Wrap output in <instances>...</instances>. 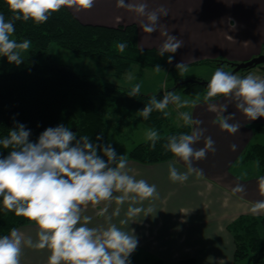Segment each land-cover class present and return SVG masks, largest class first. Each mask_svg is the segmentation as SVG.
Here are the masks:
<instances>
[{
	"label": "clouds",
	"instance_id": "obj_1",
	"mask_svg": "<svg viewBox=\"0 0 264 264\" xmlns=\"http://www.w3.org/2000/svg\"><path fill=\"white\" fill-rule=\"evenodd\" d=\"M12 19L6 21L0 14V56L6 57L9 63L19 65L23 62L21 52L30 47V41L17 42L12 38L15 33L13 21L32 20L42 24L52 13L62 8L75 11L90 10L95 0H6ZM118 8H125L141 17L144 33L151 34L160 27L161 16H167L164 8L148 10L147 3H127L116 0ZM166 39L160 47V56L165 53L175 54L183 47V41L166 31L162 32ZM232 39V37H229ZM125 43L118 44L123 52ZM174 55H169L167 62L172 64ZM181 74L188 70L183 62L175 64ZM155 71H161L160 65ZM205 101L216 97H224L235 103L238 111L251 121L264 118V78L249 73L241 77L217 68L207 82ZM140 84H136L130 96L140 93ZM170 104L183 107L187 100L174 92H168L162 99L155 95L147 105L139 110V116L147 119L154 111H165ZM228 105L209 104L208 110L218 114L221 130L235 134L239 131L238 123H230L235 113L224 115ZM186 126L199 125L190 113H179ZM204 129L192 127L190 134L171 135L167 137L165 149L179 158L187 170L181 172L175 161L169 163V179L173 183H184L193 174L202 175V170L193 166V161L206 158L208 151H215L211 137H204ZM31 130L23 123L17 122L9 129L7 136L0 138V146L10 149L8 155L0 158V198L2 206L18 217L31 221L37 231L36 239L26 235L17 228H12L8 235L0 236V264H21L24 249L47 250V264H130V256L138 246L134 230H122L113 217L120 215L121 207L127 203L126 219L120 224H128L129 220L151 215L154 208L144 207V202L158 197L154 184L144 179H137L130 174L128 161L124 155H117L111 145H100L88 136L77 138L76 132L64 125L49 127L38 137L30 140ZM202 137L204 147L196 148ZM147 141L154 148L161 138L156 130L149 129L145 133ZM97 140L101 137L97 136ZM235 150V145L231 146ZM102 153V155L100 154ZM259 194L264 197V176L258 181ZM233 193L244 191L242 185L232 189ZM117 207L109 215L112 203ZM103 204L97 215L104 217L107 226L89 227L92 217L84 215L89 205L95 207ZM251 213L264 212V199L255 201Z\"/></svg>",
	"mask_w": 264,
	"mask_h": 264
},
{
	"label": "crops",
	"instance_id": "obj_2",
	"mask_svg": "<svg viewBox=\"0 0 264 264\" xmlns=\"http://www.w3.org/2000/svg\"><path fill=\"white\" fill-rule=\"evenodd\" d=\"M138 3L141 0H126ZM148 10L164 8L167 16H161L160 27L151 34L144 33L141 17L125 8H118L116 0H95L90 10L69 9L82 23L117 27L136 24L138 45L141 49H157L166 36H176L183 41V47L174 55L175 64L183 62L187 67L198 66L206 61L224 60L240 63L264 54V0H143ZM229 37H232L230 39ZM205 65H210L205 63ZM215 67H221L214 65ZM183 78V77H182ZM179 78V79H182ZM191 78H201L193 76ZM227 104L224 115L235 113L230 123H238L235 134L221 130L218 114L208 110L209 104ZM188 113L194 120L201 121L204 137L215 142V151H208L206 158L193 161V166L202 170V175L193 174L184 183H173L169 179L168 165L175 161L179 171L186 165L175 157L162 163L145 165L127 159L130 174L156 186L158 197L144 202L154 211L147 217L135 218V222L121 225L126 219L128 204L121 207L120 215L113 217L122 230H134L138 246L130 256V264H180L184 260H195V264H234L235 243L229 226L241 216L264 217V212L250 211L255 201L264 199L259 194L258 181L264 176L260 164L240 162L246 149L257 135L264 133L257 127L264 126V118L249 120L238 111L235 103L224 97L212 101L196 98L190 103ZM147 141L143 139L144 142ZM235 145V150L232 149ZM264 145V144H262ZM204 147V138L194 145ZM242 185L244 191L233 193L232 189ZM104 205L91 206L84 215L92 217L89 227L107 226L104 217L97 215ZM117 205L109 207L110 215ZM36 239L35 225L17 228ZM49 252L25 248L21 264H47Z\"/></svg>",
	"mask_w": 264,
	"mask_h": 264
},
{
	"label": "trees",
	"instance_id": "obj_3",
	"mask_svg": "<svg viewBox=\"0 0 264 264\" xmlns=\"http://www.w3.org/2000/svg\"><path fill=\"white\" fill-rule=\"evenodd\" d=\"M0 14L6 21L12 19L13 13L6 0H0ZM13 23L15 33L12 38L17 42L30 41L33 49L22 57L23 62L19 65L0 56V138L7 136L9 129L19 122L31 130L30 140L35 142L45 129L56 127L60 116L65 115L77 138L88 136L100 145L114 144L117 138L130 135L141 127L156 130L161 138L155 147L151 146V141L139 142L128 152L127 159L152 165L175 158L164 147L167 137L190 134L191 127L184 125L183 121L177 124L170 114L165 117L160 111L154 110L147 119L137 113L153 95L162 99L163 92H140L130 96L132 89L77 74L44 56L50 44L56 43L68 51L96 60L111 69L114 75L122 77L131 73L136 65L140 76L145 69H154L157 64L162 71H171L172 64L167 60L172 53L161 57L160 50L141 49L136 24L117 27L85 24L69 8L52 13L42 24L22 19ZM120 43L126 44L123 52L118 49ZM203 63L221 67L230 65L224 60ZM245 71L248 70L242 72ZM193 80H186L181 87L192 97L204 100L207 87L197 82L200 79ZM182 81L175 80L176 84ZM257 130L264 133V126L257 127ZM97 136L101 139L97 140ZM8 151L10 149L0 146V158L7 156ZM250 161H257L264 171V145L251 144L246 149L240 162ZM27 225L34 224L5 210L0 198V236L8 235L14 227ZM229 231L234 236V264H242L247 258H251L252 264H264V217L241 216L229 226ZM154 264L164 263L158 261ZM180 264H195V260H184Z\"/></svg>",
	"mask_w": 264,
	"mask_h": 264
},
{
	"label": "rangeland",
	"instance_id": "obj_4",
	"mask_svg": "<svg viewBox=\"0 0 264 264\" xmlns=\"http://www.w3.org/2000/svg\"><path fill=\"white\" fill-rule=\"evenodd\" d=\"M33 49V45L30 43V47L28 50L21 52V57H24L30 54ZM44 56L51 57V59L60 65L66 66L72 69L74 72L80 75H87L91 78L98 79L100 81L116 84L121 88L132 89L136 84H140V92L145 94L150 93H158L163 92V96L168 92H174L175 94L181 97V100H187L188 104L183 107H177L174 104H170L166 109L171 117L176 121L177 124L182 122L179 119V113L187 112L190 109V103L198 97H192L188 93L184 91L183 87H180L173 91H168L171 88L175 87L176 78H182V80H193L200 79L204 82H208L214 73V71L219 68L214 65H198L187 67L188 70L181 74L179 70L173 68L171 71H159L156 72L154 69H145L141 76L139 75V66H134V69L131 73L124 75L122 77H118L114 75L111 69L105 68L103 65L98 63L96 60L85 57L80 54L73 53L68 51L56 43H51L48 50L44 51ZM225 71L232 72L233 68L225 64L223 66ZM252 73L254 75L260 76L264 78V70L257 66L245 72H238L241 77ZM193 76H199L201 78H191ZM64 125L68 127L71 131H73L72 124L70 120L65 116L61 115L59 118V122L57 125ZM150 128L141 127L135 130L130 135H122L117 138L116 143L111 144V146L115 149L117 155H126L137 143L138 141H143L145 138V133ZM74 132V131H73ZM256 143L264 144V135H257L254 140ZM112 143V142H111ZM102 155V153H100ZM254 163V161L250 162ZM242 264H252L251 258H247L242 262Z\"/></svg>",
	"mask_w": 264,
	"mask_h": 264
},
{
	"label": "water",
	"instance_id": "obj_5",
	"mask_svg": "<svg viewBox=\"0 0 264 264\" xmlns=\"http://www.w3.org/2000/svg\"><path fill=\"white\" fill-rule=\"evenodd\" d=\"M223 63H221L222 65ZM230 66L233 68L232 72L233 74H236L238 72H242L244 70H250L254 67H261L264 70V54H261L259 56H256L252 58L251 60L245 61V62H240V63H231ZM187 81L184 80L182 82H178L175 87L173 88L174 90L181 87L183 84H185ZM194 82V80H192ZM201 85L207 86V82H204L202 80H197Z\"/></svg>",
	"mask_w": 264,
	"mask_h": 264
}]
</instances>
